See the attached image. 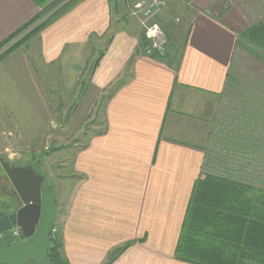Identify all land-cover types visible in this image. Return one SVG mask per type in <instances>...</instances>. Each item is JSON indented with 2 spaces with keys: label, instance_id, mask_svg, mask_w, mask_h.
Masks as SVG:
<instances>
[{
  "label": "crops",
  "instance_id": "crops-1",
  "mask_svg": "<svg viewBox=\"0 0 264 264\" xmlns=\"http://www.w3.org/2000/svg\"><path fill=\"white\" fill-rule=\"evenodd\" d=\"M110 5L76 0L13 56L24 53V69L38 79L56 72L66 88L77 86L73 75L93 55L90 36L110 29ZM182 6L172 10L180 11L183 26L171 34L169 59L143 48L127 19L110 36L82 96L78 107L87 111L94 97L121 82L102 103V129L87 137L71 158V173L60 177L68 194L60 186L58 202L55 192L68 264H191L174 251L200 176L264 190V52L239 36L264 15V0ZM39 10L34 0H0V42Z\"/></svg>",
  "mask_w": 264,
  "mask_h": 264
},
{
  "label": "rangeland",
  "instance_id": "rangeland-1",
  "mask_svg": "<svg viewBox=\"0 0 264 264\" xmlns=\"http://www.w3.org/2000/svg\"><path fill=\"white\" fill-rule=\"evenodd\" d=\"M128 1L111 0L110 7L113 9L110 13V29L102 35L93 33L90 36L93 55L91 59L89 58L84 71L81 70L80 73L73 75L74 79H79L77 86L74 84L71 88H66L60 73L45 72L38 79L32 74L34 72L24 69L22 59L26 58V55L20 53L16 58L17 53L14 56L13 53L17 49L23 52L33 36L25 43L26 45L5 53L29 28L0 48V56H2L0 57V213H10L21 203L2 169L1 162H8L11 166H28L36 174H41L42 185L53 187L57 192L58 202H60L58 199L60 186H64L62 190L68 194V180L60 177L71 173V158L84 146L87 137L102 129L104 123L100 112V108L103 109L104 106L102 103L121 83L120 81L111 83L99 99L93 98L88 104L87 111L78 107L83 101L82 96L85 91L87 94L90 89L89 84L95 69L93 64L97 60L100 61L104 55L110 43L108 40L115 33L117 26L121 27L127 19L130 20L134 24V30L148 40L149 51L151 45L157 41L159 46L157 48L170 47L171 34L182 31L180 11L173 14L172 10L183 9L182 3H187L188 0H175L176 3L170 5L166 14L165 9L171 0L160 10L158 16L149 22L158 25L160 35L158 40L148 38L146 28L128 15L126 6ZM25 75H32V77L28 76L30 82L25 81ZM25 83H29L30 86L26 88ZM57 219L55 218L54 221L56 226L59 225ZM2 237L0 236V247L14 239L12 235Z\"/></svg>",
  "mask_w": 264,
  "mask_h": 264
},
{
  "label": "trees",
  "instance_id": "trees-1",
  "mask_svg": "<svg viewBox=\"0 0 264 264\" xmlns=\"http://www.w3.org/2000/svg\"><path fill=\"white\" fill-rule=\"evenodd\" d=\"M75 1L34 0L39 12L0 42V48L29 28L5 53L21 47L57 20ZM239 36L264 52V15ZM140 39L143 48L149 45L143 36ZM150 52L157 53L162 61L169 59L172 53L170 47H152ZM97 63L98 60L93 67ZM200 178L202 182L195 184L185 211L175 259L191 264H264V190L208 173ZM123 249L113 250L108 263ZM48 256L51 264H68L59 238L55 242L50 240Z\"/></svg>",
  "mask_w": 264,
  "mask_h": 264
},
{
  "label": "water",
  "instance_id": "water-1",
  "mask_svg": "<svg viewBox=\"0 0 264 264\" xmlns=\"http://www.w3.org/2000/svg\"><path fill=\"white\" fill-rule=\"evenodd\" d=\"M1 166L22 206L0 218V234L17 227L26 237L31 236L25 242L0 249V264H23L28 260L36 264H51L48 256L49 233L57 213L53 187L41 188L43 176L28 166H11L8 162H1ZM27 222L31 226L30 232Z\"/></svg>",
  "mask_w": 264,
  "mask_h": 264
},
{
  "label": "built area",
  "instance_id": "built-area-1",
  "mask_svg": "<svg viewBox=\"0 0 264 264\" xmlns=\"http://www.w3.org/2000/svg\"><path fill=\"white\" fill-rule=\"evenodd\" d=\"M171 0H129L126 4L127 13L132 18L136 19L141 26L146 28V36L152 38L153 40L160 39L158 32V25L156 23L150 24L149 22L156 16H158L160 10L164 8ZM149 24V26H148ZM155 42L152 47L157 46ZM163 49V48H159ZM58 226L53 223L50 228L49 239L51 241H56L58 239Z\"/></svg>",
  "mask_w": 264,
  "mask_h": 264
},
{
  "label": "flooded vegetation",
  "instance_id": "flooded-vegetation-1",
  "mask_svg": "<svg viewBox=\"0 0 264 264\" xmlns=\"http://www.w3.org/2000/svg\"><path fill=\"white\" fill-rule=\"evenodd\" d=\"M38 174V173H37ZM41 175V174H40ZM42 184H43V182H42ZM41 184V188H44L45 186H43ZM46 186H49V185H46ZM55 192V191H54ZM19 197V196H18ZM19 199H20V197H19ZM20 201H21V199H20ZM20 206H22V202L20 203V205L15 209V210H13V211H11L10 213H5V214H3V215H6V214H11V213H13V212H15ZM3 215H1L0 216V218L3 216ZM55 221V220H54ZM54 223V222H53ZM52 223V224H53ZM27 225H28V232H30V229H31V226H30V224H29V222H27ZM37 225L38 224H36V227H37ZM50 228H51V225H50ZM14 236L13 238V241L12 242H10L9 244H6V245H4V246H1L0 247V249H3V248H8V247H12V246H14V245H17V244H19V243H22V242H25L26 240H28V238L31 236V235H29L28 237H26L25 236V234L23 233V231H21L19 228H17V227H13L11 230H9V231H6V232H4V233H2V234H0V236H3L2 238H4L5 236ZM49 246H50V239H49ZM49 246H48V250H49ZM23 264H36L34 261H32V260H28V261H26L25 263H23Z\"/></svg>",
  "mask_w": 264,
  "mask_h": 264
}]
</instances>
